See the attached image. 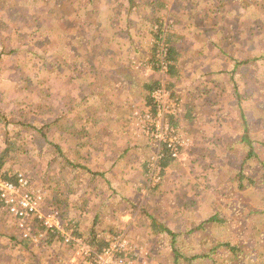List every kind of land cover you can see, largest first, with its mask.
<instances>
[{"label": "rangeland", "instance_id": "1", "mask_svg": "<svg viewBox=\"0 0 264 264\" xmlns=\"http://www.w3.org/2000/svg\"><path fill=\"white\" fill-rule=\"evenodd\" d=\"M156 4L0 0V173L22 172L75 237L125 236L132 264H264V0ZM158 18L183 56L195 39L219 44L196 66L202 79L197 54L169 76L182 148L160 177L142 117V84L162 76ZM21 230L0 204V264H80L77 245L29 244Z\"/></svg>", "mask_w": 264, "mask_h": 264}, {"label": "built area", "instance_id": "2", "mask_svg": "<svg viewBox=\"0 0 264 264\" xmlns=\"http://www.w3.org/2000/svg\"><path fill=\"white\" fill-rule=\"evenodd\" d=\"M161 40L154 42L157 45L155 64L160 69V85L151 92L153 109H146L142 114L144 120L151 123L150 132L156 140L154 157L162 156L161 147L170 151L173 158L178 157L182 148V142L178 129L169 121V116L176 111V101L170 99L171 90L167 89L166 79L168 71L167 48L164 41V32ZM154 64V63H153ZM158 171L160 166L155 165ZM0 204L6 208L10 215L21 227V238L28 240L30 244L40 243L52 236H61L65 243H72L81 251L80 264H132L131 257L126 249L127 240L117 235L100 252L94 251L91 243L80 237L66 232L63 226L61 213L56 208L46 209L41 201V196L34 194L26 176L19 172L16 181H10L2 177L0 173ZM34 230V231H33Z\"/></svg>", "mask_w": 264, "mask_h": 264}, {"label": "trees", "instance_id": "3", "mask_svg": "<svg viewBox=\"0 0 264 264\" xmlns=\"http://www.w3.org/2000/svg\"><path fill=\"white\" fill-rule=\"evenodd\" d=\"M91 0H87V2H90ZM161 0H157V4L156 5H165L166 4V0H162V3L164 2V4H161L160 3ZM160 3V4H159ZM256 5H263V3H257L256 1H254V4H253V7L256 6ZM258 7V6H256ZM151 29H153L155 31V34L153 36L154 40L156 39L157 41H160L161 40V37L160 35L162 34V32H164V41H165V45H166V48H167V59H168V71H167V76H168V79H166V84L167 86V89H170L171 91H173L172 89V83L170 82L169 80V76L175 78L176 74L178 73L177 71L179 70V62H180V53L178 50L175 49L174 47V40L171 39V34L170 32H167V30L164 28V26H162V22H160L159 18L156 19L155 21H152L151 22ZM153 40V41H154ZM204 39L201 38V41H203ZM209 41L206 40L205 41V44L208 43ZM215 46L216 45H219L218 42H216V40L214 39V41L212 42ZM152 45H154L156 48H157V45L155 42H152ZM154 50V49H153ZM220 50V49H219ZM221 51V50H220ZM156 53H157V49L155 50L154 54L156 56ZM236 60V58H235ZM117 69V68H116ZM170 82V84H169ZM161 81H160V78L159 79H148L146 82H144L142 85H143V88L147 91V94L145 95V105L147 106V109L149 110H152L153 109V104H152V99H151V92L156 89L159 85H160ZM169 121L175 125L177 127L178 125V122H177V119L174 117V116H169ZM178 129V128H177ZM246 129V128H245ZM246 141L247 143L249 142V139H248V136H246L245 134H243L241 136V139L240 141ZM246 145V144H245ZM166 145L162 146L161 148V153H162V156L158 159V166H160L161 168V172L160 174L162 175L163 172H164V169L166 166H168L169 162L171 160H173V156L171 155L170 151L165 147ZM251 147V146H250ZM155 148V147H154ZM8 150H9V147H7L6 149H4L1 153H0V165L2 164L1 163V159L4 158L6 156V154L8 153ZM251 152V148L249 150ZM253 155V154H252ZM255 156V155H254ZM245 159H247V157H244ZM69 163V161L67 162ZM85 174L89 175L91 177V179H93L94 177L93 174H94V171L89 169V168H86V172ZM17 173L16 174H13L12 176L8 177L5 173L2 175L3 178L5 179H8L10 181H16L17 180ZM242 174L240 173L239 171V174H238V186L239 187H242L244 185V180L242 178ZM242 178V179H241ZM264 180V178H263ZM249 182L252 184L254 183V180L252 178H250ZM242 183V184H241ZM120 199L121 200H124V201H127L129 202V204L132 205V207L134 208H137V205L136 204H133L134 202L132 201H128L127 198H125L124 196H120ZM98 212H96V217L98 216ZM147 217L151 218V225L150 227L154 229V231H156V229L158 230H162L164 232H167L169 235H171L172 239H174V236H175V233L173 231H170L167 227L163 226L162 223L158 222V220H156L155 217L147 214L146 215ZM216 216L215 215H212L206 222L214 219ZM94 229V228H93ZM89 229L88 231V236H89V242L91 243V246L92 248L94 249V251H97V252H100L104 247H106L108 245V239H104L103 237L99 236V234L97 235L96 232H95V229ZM77 235H80V236H84V233L81 232ZM17 237V236H16ZM85 238L87 236H84ZM19 241L13 239V242L14 244H23L24 243V240L21 241L20 238L18 237ZM226 245H229V243H226ZM239 245H234L231 247V249H233L234 251L235 250H239Z\"/></svg>", "mask_w": 264, "mask_h": 264}, {"label": "crops", "instance_id": "4", "mask_svg": "<svg viewBox=\"0 0 264 264\" xmlns=\"http://www.w3.org/2000/svg\"><path fill=\"white\" fill-rule=\"evenodd\" d=\"M206 44H207V46H206L205 49L202 48V47L198 48L197 43H196V39H195V40H193V44L191 46H189L190 49H189V53L187 55H184L183 56V54L179 51V53L181 55L180 58H179L180 59L179 65L180 66L183 65L185 67L189 66V64H188L189 59L186 60V58H189V57L191 58L195 54H197V56L194 58V64H193V66L190 65V67H193L192 70L197 73V74H193V77H195V78L192 79V82L195 81L196 78H200V79L203 78L202 74H204V73L203 72H200L201 71L200 68H196V66L200 65V60H203V61H206L207 62L208 56L211 55V53H214V51L211 50V48H213L215 50H218V47L215 46L213 43H211V42L209 43L208 42ZM185 51H186V49L183 51V53ZM190 101H191L192 104H195V102L193 100H190ZM72 181H75V179H73ZM75 186H77V184Z\"/></svg>", "mask_w": 264, "mask_h": 264}]
</instances>
